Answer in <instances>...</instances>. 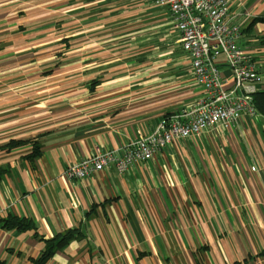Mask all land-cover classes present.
<instances>
[{
	"label": "crops",
	"instance_id": "obj_1",
	"mask_svg": "<svg viewBox=\"0 0 264 264\" xmlns=\"http://www.w3.org/2000/svg\"><path fill=\"white\" fill-rule=\"evenodd\" d=\"M264 87V0H227ZM233 87L224 59L217 61ZM97 82L95 85L92 83ZM204 94L153 0H0V259L32 264L38 235L80 232L47 264H264V118L172 141L122 175L66 168L122 154ZM37 140L10 151V141Z\"/></svg>",
	"mask_w": 264,
	"mask_h": 264
},
{
	"label": "built area",
	"instance_id": "obj_2",
	"mask_svg": "<svg viewBox=\"0 0 264 264\" xmlns=\"http://www.w3.org/2000/svg\"><path fill=\"white\" fill-rule=\"evenodd\" d=\"M165 7L189 56L195 82L204 94L187 110L168 116L146 137L130 141L120 156L96 153L69 165V179H87L96 172L114 170L122 175L136 163L152 159L172 141L207 132L215 127H234L243 114L255 117L251 85L260 84L254 58L239 44L242 29L239 12L229 11L227 0H153ZM224 59L231 71L233 87L217 66Z\"/></svg>",
	"mask_w": 264,
	"mask_h": 264
},
{
	"label": "trees",
	"instance_id": "obj_3",
	"mask_svg": "<svg viewBox=\"0 0 264 264\" xmlns=\"http://www.w3.org/2000/svg\"><path fill=\"white\" fill-rule=\"evenodd\" d=\"M97 82L92 83L95 85ZM252 104L255 109L256 114L264 118V87L261 90L253 92L251 95ZM31 145V152L26 156L30 161L40 156L41 146L36 140H26V141H10L7 145L3 146L1 149L5 151H10L14 148ZM6 169L0 168V178L4 175ZM0 226L7 230H16L19 232L33 231L37 233L35 224L27 218H20L11 214H8L4 218H0ZM80 232L77 229H70L65 232L59 233L54 237H45L38 235V239L43 242L44 247L40 252V255L36 259H31L32 264H47L53 256L67 247L72 241L79 239ZM0 264H7L5 261L0 259Z\"/></svg>",
	"mask_w": 264,
	"mask_h": 264
},
{
	"label": "rangeland",
	"instance_id": "obj_4",
	"mask_svg": "<svg viewBox=\"0 0 264 264\" xmlns=\"http://www.w3.org/2000/svg\"><path fill=\"white\" fill-rule=\"evenodd\" d=\"M158 7H160V6H158ZM165 8V7H164ZM166 9V8H165ZM172 20V19H171ZM173 23V22H172ZM174 26V25H173ZM179 37V36H178Z\"/></svg>",
	"mask_w": 264,
	"mask_h": 264
}]
</instances>
